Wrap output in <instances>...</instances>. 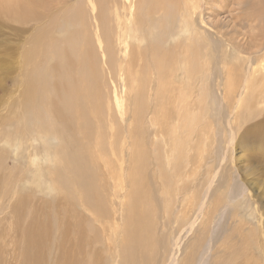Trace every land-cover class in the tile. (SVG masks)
<instances>
[{"label":"bare ground","instance_id":"1","mask_svg":"<svg viewBox=\"0 0 264 264\" xmlns=\"http://www.w3.org/2000/svg\"><path fill=\"white\" fill-rule=\"evenodd\" d=\"M64 1L0 0V16L30 33L22 42L24 69L17 82L21 110L12 112L11 119L34 127L39 136L32 143L44 144L45 155L36 151L30 156L34 182L43 186L44 162L62 165L53 168L46 191H61L71 199L76 193L70 191L72 187L79 190L91 220L85 236L88 246H98L96 261L91 258L89 264H167L169 259V264H176L182 234L200 226L201 234L180 263L197 264L205 234L227 203L233 206L235 227L219 243L211 264H262L252 259L263 256L257 257L260 253L254 252L253 242L261 252L262 229L254 221L255 203L264 197L254 168L264 166V121L252 123L240 144L235 142L238 132H243L241 124L252 113L256 118L253 109L264 98V0H85L86 8L68 7ZM223 9L230 14L228 21H205V14L216 18ZM33 23V28L23 27ZM245 29L251 31L250 41ZM215 47L220 49L217 59ZM106 73L120 87H115L107 109L101 91V85H107ZM218 97L228 127L220 140L212 117ZM113 113L122 122L131 113L137 125L136 136L130 133L136 164L129 178L132 191H122L123 180L114 183L117 191H101L99 163L114 171L112 160L104 154L107 141L118 158L112 147L116 141ZM145 113L148 151L140 140ZM92 135H96L94 143ZM44 136L57 144H47ZM17 138L6 140L16 154L24 145ZM249 145L258 148L252 158L260 164L238 167L246 188L232 200L230 189L226 191L229 178L222 185L218 176L231 161L241 163V149ZM234 151L239 157L232 160L228 154ZM148 163L151 176L144 172ZM119 170L122 174V164ZM217 179L220 188L209 196Z\"/></svg>","mask_w":264,"mask_h":264},{"label":"rangeland","instance_id":"2","mask_svg":"<svg viewBox=\"0 0 264 264\" xmlns=\"http://www.w3.org/2000/svg\"><path fill=\"white\" fill-rule=\"evenodd\" d=\"M65 3L67 4L68 7L70 5L73 6L75 4L76 5L80 4L82 7H85V0H66ZM82 3H84V5ZM222 13H221L222 15L220 14L216 18L215 17L211 18L209 17L210 15L207 16V14H205V21L210 23L213 22L214 24H216L215 22L221 23V21L224 22L228 21L230 16L229 12H226V10L223 9ZM2 17L3 16H0V264H89L91 258H93L92 262L94 263L98 256V250H97L98 246L95 244L92 247L88 246V240L87 237L85 236H88L89 234L90 226L88 222L90 220L89 217L90 215L89 212H87L88 210L84 208L85 205L83 203V200H81V197H79V195L81 196L79 190L75 186L72 187L70 191H74L76 193L74 194V196H71L72 197L71 199L70 197L69 198L66 197L65 194L63 195V193H61V191L59 190H58L59 192L56 191L55 193L52 194L46 191V184L51 182L53 178V168L54 169L58 167L63 168V166L62 165L53 166L52 164L44 162L42 165V175L44 180V183L42 184L43 186L41 187V185L37 183L38 185H40L39 187L34 182V177L32 176L34 167L32 165L30 156H33L35 153H37L36 151H38V154L40 156L45 155L46 150L43 147L44 144L42 142L41 144H37V145L32 143V139L35 137V135L36 137L39 136V133L36 131L34 127H30V126L23 127L21 120L19 121L17 118L15 120L11 119L12 112L19 113L20 112L19 110H21V103H20L21 95L18 90L17 82L22 80L21 75L24 69V66H22V61H21V55H22L21 51L23 50L25 45L22 42H24V40L28 38L30 33L23 32L22 31L23 28L21 26L20 28L19 26H17V24L13 25L7 22L6 20H4ZM10 25L11 26L13 25L12 29ZM35 26L36 24L33 23L23 27L33 28ZM15 27H18L17 30L13 29ZM208 30L209 29L207 28L206 31L208 35H210L209 34L210 30L209 32ZM255 31H258V29ZM255 31H254L255 34L259 32V31L258 32ZM244 32L250 33V35L246 37L247 40L250 41L252 37L251 31L245 29ZM213 40H215V44L218 46L219 44L216 43L218 42L216 40V37H214L212 41ZM245 41L246 39H244L243 42ZM214 49H215L214 57L217 55L215 58L216 59L220 58L219 57L220 53H218L220 51L219 47H215ZM43 63H45L44 60ZM106 75H108L106 77L107 85L104 87L101 85L102 100L104 101L105 109H107L109 103L113 101V92L115 87L117 89L118 86V83L113 78V76L111 79V74L106 73ZM222 109L224 110V105L222 103L221 98L218 97V102H216L215 104V109L212 112L214 115L212 114V117L214 122L217 123V134H218L217 139L219 140L220 138L222 139L223 137V129L228 130V127L226 126L227 125L226 119L223 117ZM255 109L259 110L260 113ZM253 112L255 113L256 118H253L254 116L253 113H252L253 116L250 115V117L252 116L251 118L249 116L246 117L247 115H245V117L249 119L250 122L249 120H246L247 122L244 121L243 124H241V126L243 125L246 126V129H244L243 126L242 128L243 132L241 130H240L241 132H238L240 134L237 135V140L235 143L240 144L241 137L244 135L245 131L248 128H252L256 125V123L264 121V98L261 104H259L257 107L256 106L254 107ZM143 115L141 118V124L139 126L141 127L142 130L141 135L144 136L143 137L140 136L141 137L140 140L143 141L142 142L143 147L146 145L145 148L148 151L149 149L148 145L150 144L149 127L147 121L148 119L146 118L148 117V114L146 115L145 113L144 118ZM257 115L258 116L260 115V118H258ZM112 116H113L114 126H116L115 127L116 129L114 128L115 129L114 132L116 133V141L112 147L114 151L118 154V158L120 159L119 160L120 164L123 165V172L122 174H120V170H119L120 164L117 161L118 158L112 155V151H110L111 150L110 144L107 141L105 146L106 148H104V154L106 155V157L108 156V158L112 160L111 163L113 164L112 168L114 167V171L106 169L103 162L99 163L98 177L102 186L101 191H117L119 188L117 189V186H115V184L116 185L119 184L121 180H123L122 181L123 185H125V188L122 191H132L131 182L129 181L131 179V175L133 174L134 166L136 164L134 163V159L132 158V151H133L132 145L134 144V140L131 139L130 133H132L133 136L134 134L136 136V133H138V131L134 130L137 127V125H135L136 121H134L133 115H131V113H128V115L124 117L123 122L120 121L121 119L119 120V117L117 118L115 113H113ZM219 121L222 123L223 128L222 126H218ZM240 123H242V118L240 120ZM252 123L254 124V126ZM109 128L110 125L106 124L105 127L106 134L110 133ZM129 128H131L132 131H130ZM94 130L97 129L95 128ZM14 133L16 135H18L19 133V135L16 136ZM16 137H18L17 140H23V144H24L18 154H16L14 151H11L6 144V140H11L16 142L15 139ZM95 137L96 135H92L91 137L93 143ZM252 137L253 139H256L255 133H252ZM44 140L47 142V144H51V145L57 144L56 142H54V139L46 136H44ZM122 145H124L123 158H121L120 156ZM255 145L258 144L256 143ZM244 148L241 149L243 154L242 153L239 154L241 155L242 158V160H240L241 163L237 164V162L231 161L228 164L227 169L225 171H221L220 172L221 174H219L218 176V179L219 181L221 180L222 185H225V181L229 178V185L226 188V191L227 189H230L229 197L232 200H234V198L237 197L238 195L242 194L243 193L242 189L245 190L246 188V185H244V182L242 180L241 173L238 172L239 171L238 167L247 166L248 164L249 165L247 167H255V165H257L256 163L260 162L259 160L252 158V156L258 155L259 152L258 148L252 149L250 145ZM239 155H237V152L234 151L231 155L229 153L228 157H232V160H234V158H238ZM151 168L152 167L149 166L148 163L147 167H145L144 169L145 174L147 173L148 176L149 175L151 176L152 173ZM263 169L264 166L260 168L259 165H257L256 168H254V172L256 173V175H254V179L257 182L258 186L260 184L258 188H260L261 195H263L264 197ZM229 170H231V172ZM218 179L216 184H214V188L210 192L209 196H211V194H213L216 191V189L220 188V183L218 182ZM53 184H55V180H53ZM253 194L255 193L250 188V195L253 196ZM255 200H257L256 197ZM263 200L258 199V201H256L255 203L257 213H256V219L254 221V225L262 229V235L260 236L261 238H259L262 244V249L260 248V251L261 250L263 251V252L261 251L262 254L261 252H257V250L255 249V243L253 242L254 252L256 251L255 252L256 255L257 253L261 254V255L258 254L257 257L258 256L261 257L262 255L263 256L261 260L260 258H256V257L252 259V263H254V261L258 263L260 261L259 263L262 264H264L263 261L264 260V201ZM119 207L120 206H118V208ZM122 211L123 210L121 209V212ZM233 212L234 209L232 204L227 203L224 209L218 215H216V218L213 220L211 224L209 233L205 234L206 238L203 239L204 240L203 244L200 250H198L197 264H201V263L211 264V256L215 254L218 247L222 243L223 239H225L227 236L232 234L233 231L232 229H234L235 227L234 226L235 224L232 219ZM120 219L121 216L118 221L119 227H121L123 224V220ZM260 221H262L263 224L260 223ZM87 226L88 228H86ZM94 226H98V225L94 224ZM96 230H98V228ZM200 231H201V227L197 226L195 228V231L191 232L190 234H182L181 239L183 240H181L182 243L180 247L181 252L179 251L175 252L176 253L175 260L178 261V262L176 261V264L181 263L184 256L189 251L188 247L192 246L198 239L199 235L201 234L200 233L198 235ZM212 231L213 234H211ZM80 234L81 236H83V240L81 239L82 237L80 236ZM161 257L162 256L160 255L159 261H161ZM199 261L201 262L199 263ZM170 262L171 260L169 259L167 264H169Z\"/></svg>","mask_w":264,"mask_h":264}]
</instances>
